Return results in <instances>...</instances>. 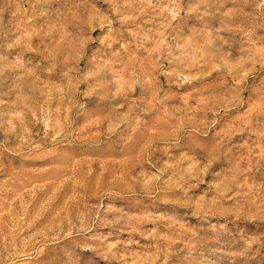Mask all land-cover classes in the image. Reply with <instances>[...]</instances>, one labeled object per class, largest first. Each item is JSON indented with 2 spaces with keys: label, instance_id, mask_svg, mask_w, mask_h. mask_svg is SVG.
I'll return each mask as SVG.
<instances>
[{
  "label": "rangeland",
  "instance_id": "1",
  "mask_svg": "<svg viewBox=\"0 0 264 264\" xmlns=\"http://www.w3.org/2000/svg\"><path fill=\"white\" fill-rule=\"evenodd\" d=\"M0 264H264V0H0Z\"/></svg>",
  "mask_w": 264,
  "mask_h": 264
}]
</instances>
